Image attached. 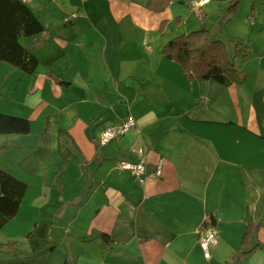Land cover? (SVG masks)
Returning a JSON list of instances; mask_svg holds the SVG:
<instances>
[{
  "label": "crops",
  "instance_id": "crops-1",
  "mask_svg": "<svg viewBox=\"0 0 264 264\" xmlns=\"http://www.w3.org/2000/svg\"><path fill=\"white\" fill-rule=\"evenodd\" d=\"M22 1L45 31L22 42L39 62L32 75L0 65L13 110L0 113L30 122L27 135H0V169L27 185L0 230V264H264V225L243 250L259 247L232 260L246 226L264 221V0H250L243 22L258 57L237 62L244 78L228 86L163 57L180 35L158 32L165 12L148 0ZM126 119L137 131L101 146L104 128ZM130 148L145 149L148 171L161 160V176L140 186L120 171L136 160ZM210 214L206 260L198 231Z\"/></svg>",
  "mask_w": 264,
  "mask_h": 264
},
{
  "label": "trees",
  "instance_id": "trees-1",
  "mask_svg": "<svg viewBox=\"0 0 264 264\" xmlns=\"http://www.w3.org/2000/svg\"><path fill=\"white\" fill-rule=\"evenodd\" d=\"M171 0H148L147 10L162 13ZM238 0H229L228 13L233 18ZM163 22V21H162ZM45 31L43 23L22 0H0V65L5 64L22 75H32L38 60L22 39L37 37ZM163 57L180 66L183 74L198 83L215 81L228 86L241 82L244 74L234 66V59L224 52L222 41L212 39L207 29L200 28L188 34L174 37L162 48ZM30 122L27 119L0 113V135H27ZM27 190L26 183L11 173L0 169V230L18 214ZM217 221L208 215L199 230L215 228ZM264 225V221L246 226L239 248L232 260L248 257L259 245H250L251 237Z\"/></svg>",
  "mask_w": 264,
  "mask_h": 264
},
{
  "label": "rangeland",
  "instance_id": "rangeland-1",
  "mask_svg": "<svg viewBox=\"0 0 264 264\" xmlns=\"http://www.w3.org/2000/svg\"><path fill=\"white\" fill-rule=\"evenodd\" d=\"M184 3H180V2ZM189 1V0H188ZM187 0H171L167 8L162 12L164 16H166L167 20L163 22L160 21L158 25V32L162 35H181L188 34L191 31L196 29L205 28L208 30L210 37L215 40L222 41L224 44V52L225 54L234 59V66L238 69V63H254L252 59L255 54L254 46L248 43V37L245 36V32L247 29V25H244L243 22L246 21V17L251 15V5L252 2L250 0H239L240 4V17L236 19V22L223 24L224 19L227 18L228 10L226 11L225 6L228 4L224 3L225 6H220V1L225 2V0H210L209 4L200 10H195L189 8ZM255 8L260 9V4L255 0ZM159 13V14H162ZM222 15V17H220ZM243 21H242V20ZM246 26V27H245ZM179 33V34H178ZM25 42V39L21 40V43ZM247 46V47H246ZM253 50V54L249 52V49ZM241 49V50H240ZM240 50V51H239ZM258 57V56H255ZM238 62V63H237ZM261 62H264L262 60ZM254 65V64H253ZM7 67V65H3ZM239 70V69H238ZM3 74H0V77ZM3 78L5 76H2ZM6 79H9L6 76ZM2 81V80H1ZM2 109L7 111L9 110L10 100L7 98L0 99V107L6 106ZM63 166L59 168L57 172V177L63 174ZM58 188V187H57ZM12 221V220H11ZM10 221V222H11ZM9 222V223H10ZM4 234L0 233V251H4L8 248L5 243Z\"/></svg>",
  "mask_w": 264,
  "mask_h": 264
},
{
  "label": "built area",
  "instance_id": "built-area-1",
  "mask_svg": "<svg viewBox=\"0 0 264 264\" xmlns=\"http://www.w3.org/2000/svg\"><path fill=\"white\" fill-rule=\"evenodd\" d=\"M210 0H189L190 8L199 10L207 5ZM129 131H137L135 122L132 119H126L122 122L107 125L100 134L99 144L105 146L113 141L123 137ZM130 152L136 156L135 161H118L116 167L129 174L137 184L143 186L148 179L159 178L162 171V162L159 160L152 171L146 168L145 158L146 153L144 148L137 150L130 148ZM217 231L215 228H207L198 231V245L202 251L204 259H210V249L217 243Z\"/></svg>",
  "mask_w": 264,
  "mask_h": 264
}]
</instances>
